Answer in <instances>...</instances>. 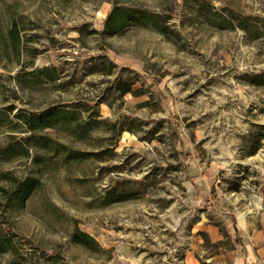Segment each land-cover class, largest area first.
Wrapping results in <instances>:
<instances>
[{
	"label": "rangeland",
	"instance_id": "rangeland-1",
	"mask_svg": "<svg viewBox=\"0 0 264 264\" xmlns=\"http://www.w3.org/2000/svg\"><path fill=\"white\" fill-rule=\"evenodd\" d=\"M16 1L58 78L0 66L2 233L41 264H264V0Z\"/></svg>",
	"mask_w": 264,
	"mask_h": 264
},
{
	"label": "trees",
	"instance_id": "trees-1",
	"mask_svg": "<svg viewBox=\"0 0 264 264\" xmlns=\"http://www.w3.org/2000/svg\"><path fill=\"white\" fill-rule=\"evenodd\" d=\"M18 2L16 0H0V66L3 70L13 71L17 69L16 77L18 79L23 78L26 75L45 74L50 81H56L58 78L57 68L54 65H47L40 69H33L27 71L28 58L36 56L33 47H30V43L34 42L35 35H30L26 22V16L19 10ZM133 9H119L115 8L109 20L107 21V29L116 30L124 26L125 21L134 18ZM138 20L147 19V15L142 13L137 17ZM159 26V25H158ZM159 28L164 32L163 27ZM32 62V61H31ZM33 64V63H31ZM95 72V71H93ZM7 74L0 72V80L4 79ZM12 76V75H9ZM133 82H122L120 79L115 83V87L121 91V94L133 93ZM13 107H10L12 109ZM22 116V115H20ZM25 116L27 124H35L38 120L33 115ZM55 113H48L41 116L43 126L52 124V120L55 117ZM259 147H256L251 154H254ZM39 181L34 177H27L23 181L18 183V186L13 194L8 195V199L12 202L16 201L19 204L30 197V195L37 188ZM231 189L238 190L239 185H235ZM0 190L4 193V188L0 187ZM74 241L78 243L89 244L88 242L96 243L94 237L87 233H81V235H74ZM8 254L10 259L4 264H41L39 261H35L31 257L30 251L21 248L12 237L3 234L0 229V257Z\"/></svg>",
	"mask_w": 264,
	"mask_h": 264
},
{
	"label": "crops",
	"instance_id": "crops-1",
	"mask_svg": "<svg viewBox=\"0 0 264 264\" xmlns=\"http://www.w3.org/2000/svg\"><path fill=\"white\" fill-rule=\"evenodd\" d=\"M239 260L244 262V258H242V257H240ZM249 264H252V263H249ZM253 264H255V263H253ZM256 264H262V263L260 262V263H256Z\"/></svg>",
	"mask_w": 264,
	"mask_h": 264
}]
</instances>
